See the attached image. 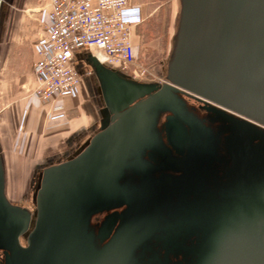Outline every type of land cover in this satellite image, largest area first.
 <instances>
[{"label":"water","instance_id":"1","mask_svg":"<svg viewBox=\"0 0 264 264\" xmlns=\"http://www.w3.org/2000/svg\"><path fill=\"white\" fill-rule=\"evenodd\" d=\"M86 57L104 118L77 152L42 169L33 213L7 198L0 152V264H54L69 247L80 260L89 214L117 205L107 193L138 190L123 196L133 212L148 188L159 204L181 179L191 191L171 222L162 216L174 201L151 206L149 264H264V0H178L163 83ZM125 163L142 177H107Z\"/></svg>","mask_w":264,"mask_h":264},{"label":"crops","instance_id":"2","mask_svg":"<svg viewBox=\"0 0 264 264\" xmlns=\"http://www.w3.org/2000/svg\"><path fill=\"white\" fill-rule=\"evenodd\" d=\"M23 1L27 2L0 0V151L5 181L10 164L13 166L10 178L15 179L17 187L26 179V164L48 162L51 153H57L62 145L69 146L75 142L78 150L98 129L105 114L97 86L98 118L94 127L88 130L94 122L90 80L95 75L87 62L86 53L90 51L84 48L74 53V66L82 81L76 96H59L44 104L32 95L35 85L33 66L39 56L35 47L36 37L43 25V18L38 13L43 9L34 7L26 14L17 13L15 6ZM132 5L139 4L133 1ZM44 18L46 23L42 27L46 30L48 20L47 16ZM94 79L97 80L96 77ZM49 112L64 115L50 119ZM6 196L9 199L7 191Z\"/></svg>","mask_w":264,"mask_h":264},{"label":"built area","instance_id":"3","mask_svg":"<svg viewBox=\"0 0 264 264\" xmlns=\"http://www.w3.org/2000/svg\"><path fill=\"white\" fill-rule=\"evenodd\" d=\"M48 8V25L36 39L39 56L33 66L32 95L42 103L76 96L81 75L74 53L80 48L118 70L134 62L131 36L144 18L129 0H49ZM63 115L48 113L50 119Z\"/></svg>","mask_w":264,"mask_h":264},{"label":"flooded vegetation","instance_id":"4","mask_svg":"<svg viewBox=\"0 0 264 264\" xmlns=\"http://www.w3.org/2000/svg\"><path fill=\"white\" fill-rule=\"evenodd\" d=\"M148 83H154V82H148ZM144 161H146V164H144L143 168L145 169L146 173H144L143 175L147 176L146 178L147 180H149V157L145 158ZM136 166L138 165L134 166L125 163L122 166L123 169L122 173L120 171L113 174L110 171H107L106 174L107 177L110 178L113 175H115V179L117 178L119 179L117 180L118 183L120 184L124 183V185H128L129 179L137 180V176L142 177V175H137V173L134 171V169L137 170ZM169 172H170L169 176L179 177L182 174V173H177L176 175L175 172H172L170 170ZM119 176H122V179ZM40 177H41V173L35 179L33 191L31 192V196H29L32 208L26 206V208L31 213H33V211L36 208L35 200H36V193L40 185ZM127 178L129 179L125 180ZM172 186H173L172 189H165L164 193L166 194V197H164V199H159V197H156L157 200L159 201L158 202L159 204L150 203L153 194L149 191L148 188L145 191L146 193L141 194L142 201L145 202V204L142 205H147V207L142 208V205H140V207H137V209H135L133 212L132 211L126 212V204L124 203L125 197L123 196L129 194L138 195V190L129 188L127 191L128 193L122 194L121 193L122 191L117 193L113 192V194L111 195L107 193V195L109 196L108 202H114L117 205L114 208H110L111 206L110 204V206L108 207L110 209L104 208L101 209L102 211L100 210L97 213L91 215L89 214L88 216L89 221L87 222L88 235L86 237L81 238L82 246L85 247V251H86L85 254L80 252L77 253L75 251V253H77L76 255L80 257V260L74 258V249L73 247H69L66 248L67 253L69 251L68 253L69 256H63V255L60 257L58 256L60 258V260H58L56 258L57 257L56 255L54 259V264H149V251L153 249L155 243L154 236H149V230L154 229L153 227L154 223L152 221L149 222V218H151L150 215L151 206L152 205L163 206L164 205L163 203L165 202H168L170 200L174 201L172 205V207H174L173 211L168 209V207L170 206H167L168 214L167 215L164 214L162 216V219H164V223L167 224L176 217V213L181 206L180 203H183L184 201L183 197L185 195H188V192L191 191L189 188H186L185 181L183 179H181V181L174 180L172 182ZM84 191L88 194V198L85 199L87 203L86 206L90 209H93L95 207L93 204V199H94L93 193L95 191H93L92 189L90 190L87 189ZM193 191H195V189H193L192 192ZM167 193L170 194V196H167L168 195ZM101 199H105V198H101ZM104 201L105 200H100L99 203ZM176 204H179L178 207ZM20 206L25 207L23 205ZM97 207H99V204ZM122 217H126V220L122 221ZM111 218H113V221H111ZM30 230H31V226H29L28 231ZM19 243L22 247L24 248L27 247L28 245L27 238L24 236H20ZM109 243H114L113 247L110 246L108 248ZM103 248H106L107 251L101 253L100 251L103 250ZM154 249L157 250V248L155 247ZM41 259L44 261L46 258L41 257ZM42 263L43 262L41 261L37 262V264H42ZM51 264H53V262Z\"/></svg>","mask_w":264,"mask_h":264},{"label":"rangeland","instance_id":"5","mask_svg":"<svg viewBox=\"0 0 264 264\" xmlns=\"http://www.w3.org/2000/svg\"><path fill=\"white\" fill-rule=\"evenodd\" d=\"M48 1L49 0L23 1L21 4L18 3L15 6L16 12L20 14H26L30 12V8H42L43 10L41 12L39 11L38 14H41V18H43L42 26H44V23H46V20L44 22V16H47L48 20ZM129 1L132 4L133 1L139 4L138 6H140L143 12L142 16L144 21L133 30L131 36L134 51V62L127 68L123 70L121 69L120 71L139 81L163 83L165 80L166 62L170 54L172 38L176 27L178 0ZM42 26L41 31L37 34L36 39L40 34L44 33L43 30H45V27ZM94 77L90 80V85L92 87V102L95 114L93 120L94 122L91 124L92 127H90L88 130L94 127L93 125L96 124V120L98 118L96 110L99 106V98L95 96V92H98V81L95 80ZM1 88L2 87L0 86V89ZM76 149L77 145L75 142L69 146L62 145L57 153H51L48 162H45L44 164H26V179L23 180V182L20 181V186L18 187L16 186L17 183L15 182V179L10 178V173H12L13 166L9 164L7 171V174L9 175H6V191L9 195V199L14 204L16 203L18 205L20 204L25 207L27 206L32 208L29 196L33 191L35 179L42 171V167L47 164L60 162L68 158L77 151ZM23 150L24 148L21 149V151Z\"/></svg>","mask_w":264,"mask_h":264},{"label":"bare ground","instance_id":"6","mask_svg":"<svg viewBox=\"0 0 264 264\" xmlns=\"http://www.w3.org/2000/svg\"><path fill=\"white\" fill-rule=\"evenodd\" d=\"M96 56L98 57V59L102 62L103 60L101 59L100 55H97Z\"/></svg>","mask_w":264,"mask_h":264}]
</instances>
